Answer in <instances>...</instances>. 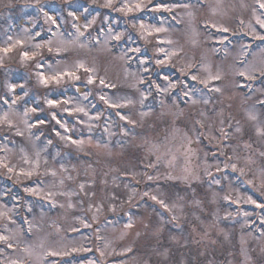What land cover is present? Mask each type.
Instances as JSON below:
<instances>
[{"label": "rangeland", "instance_id": "374dc122", "mask_svg": "<svg viewBox=\"0 0 264 264\" xmlns=\"http://www.w3.org/2000/svg\"><path fill=\"white\" fill-rule=\"evenodd\" d=\"M125 2L0 0V264H264V0Z\"/></svg>", "mask_w": 264, "mask_h": 264}, {"label": "snow or ice", "instance_id": "6c2138e0", "mask_svg": "<svg viewBox=\"0 0 264 264\" xmlns=\"http://www.w3.org/2000/svg\"><path fill=\"white\" fill-rule=\"evenodd\" d=\"M112 2H113V0H106V6L111 7L112 6ZM259 6H260L261 9H264V2L260 3ZM143 7H144L143 0H132V2H125L122 6H120L119 8H117V11H120V12H122L124 14H128V13L133 12L134 10L135 11H139ZM158 9H163V10H166V11H171V7L168 6V5H164V4L155 5L152 10H158ZM45 15H47V14H45ZM69 15H73V13L70 12ZM48 20H51L52 23H55L56 22L55 20H53V18L51 16H48ZM257 22L260 24V26L262 28H264V20H260L258 18ZM135 26L136 25L134 23L133 24V27H135ZM85 27L87 28L88 27V24H86ZM139 27L142 30V34L143 33H147V35H152L153 33H159V32L165 31V29L163 27H155V26H151L150 27V26H148V25H146V24H144L142 22L139 24ZM224 31H227V29H224ZM114 38L115 39H119L120 37H119V35H116ZM256 38L257 39H264V36L257 35ZM9 39L11 40V37H9ZM168 42L170 43V41H168ZM48 43H51V41H49ZM17 45H22V41L16 40L14 43L10 44L9 46L0 48V52H3L5 54H8V53L12 52L16 48ZM35 47L37 49H39L41 47V45L40 44H37V45H35ZM49 51H51V49H49ZM134 51H137V50L134 49ZM158 51L164 52V54H165L166 57L169 55V53L165 52L164 49H158ZM36 55H37L36 52H29V51H22L20 53V56H21L22 60H31ZM164 62H165L164 60H157V63L158 64H163ZM36 67L37 68H42L43 65L40 64V63H37ZM81 68L85 72H91L92 71L91 69L85 67L82 63L77 65V69H81ZM239 74L242 75V76H246L247 75L246 72H240ZM37 76L39 77L40 82L42 84H45V85H47L50 81H55V82L59 83V81L64 76H69L70 78L79 79V77L75 75V72H72V71H69V70H65L63 72H54V73H52L50 75H47V76H45V74L43 72H38L37 73ZM192 78L193 79H196L195 76H193ZM247 78H252V77L248 76ZM215 79H219V77L217 76V77H215ZM88 83L89 84L93 83V78L91 76H89V78H88ZM100 83L101 84L104 83L103 79H101ZM216 91H219V89H216ZM101 99L102 100H105V103H109V101L106 100L105 97L101 96ZM13 103H15V101H13ZM47 103L50 106H55L56 104L59 103V101L48 100ZM64 103H67V101H64ZM110 106L119 107V105H110ZM65 111H69V110L68 109H65ZM75 111H77V112H84V109L83 108H77ZM85 115H87V113H85ZM2 119L3 120H7V113H5V115H4V117ZM53 119H56L55 115H53ZM121 119H124V117L122 116ZM41 123H43V121H41ZM57 123H60V121L57 120ZM61 127H64L65 128V131H67V128H66L65 125L61 124ZM62 138H66V137H62ZM73 143H80V142L73 141ZM0 166L7 167V165H3L2 161H0ZM232 167L235 170V167L236 166L233 165ZM8 171L11 172L12 169L9 168ZM24 174L25 175H31V172L24 173ZM217 183H218V181H217ZM249 183H251V181ZM81 187H83V186H81ZM26 191H32V190L26 189ZM145 195H148V193H145ZM152 199L155 200L156 197L153 196ZM249 201L251 203H254V204L256 203L254 200H251V197H249ZM160 203L163 204V201H160ZM256 206L257 207H262L264 205L257 204ZM165 207H167V206L165 205ZM0 215H4V213H0ZM126 227H131V225L128 224V225H126ZM8 239H9V237L0 235V241H7ZM9 247H11V245H9ZM50 254H55V253H50ZM101 254L103 255V253H101ZM11 264H19V262L18 261H12Z\"/></svg>", "mask_w": 264, "mask_h": 264}, {"label": "trees", "instance_id": "16d2710c", "mask_svg": "<svg viewBox=\"0 0 264 264\" xmlns=\"http://www.w3.org/2000/svg\"><path fill=\"white\" fill-rule=\"evenodd\" d=\"M166 74H167V72H166ZM169 74V73H168ZM169 76H171L172 78H174V79H177L179 76L178 75H176V74H169ZM181 80H182V78H181ZM185 82V81H184ZM187 83H188V81H187ZM143 88H145V87H143ZM247 187L245 186L244 188H243V192H246V193H248V195L249 196H251L252 198H253V200H255V201H257L258 203H260L261 205H264V199L262 198V197H259L258 195H257V193H255L253 190H251V189H246ZM262 210H264V206H262ZM262 210H260V213L258 214L259 216H263V214H264V211H262ZM254 212H255V210H254Z\"/></svg>", "mask_w": 264, "mask_h": 264}]
</instances>
